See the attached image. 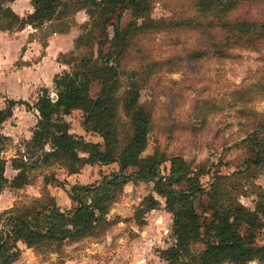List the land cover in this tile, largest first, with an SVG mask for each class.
I'll return each instance as SVG.
<instances>
[{"label":"rangeland","instance_id":"obj_1","mask_svg":"<svg viewBox=\"0 0 264 264\" xmlns=\"http://www.w3.org/2000/svg\"><path fill=\"white\" fill-rule=\"evenodd\" d=\"M198 2L155 1L152 21L164 20L167 25L133 35L121 60V71L125 75L119 96L127 90L128 77L137 74L141 84L140 103L152 115L149 143L142 158L183 157L190 167V175L200 176L204 189L200 196L202 203L197 206L200 214L207 208L213 184H218L217 187L227 190L234 198L239 196V202L254 211L262 202L264 167L256 164L259 149L248 146L246 141L264 124V37L241 39L232 30L228 33L223 24L227 18L264 23V1L239 0L237 9L217 8L213 12L200 11ZM27 12L20 15L27 18ZM89 20L85 12L67 19L70 31L65 35L69 37L63 38L67 47L84 32L81 26ZM182 22L188 25H174ZM130 23L131 12H126L121 26L126 29ZM64 28L67 27L62 26ZM59 30L57 35H64ZM23 31L26 34L22 35ZM23 31L16 29L10 32L13 39L5 36L0 40V109H5L10 100L19 102L13 118L0 127V154L7 160L10 182L15 173L12 160L24 151L25 139L37 124L35 105L45 89L51 97L57 96L59 89L54 79L62 74L52 69L54 61L44 73L35 71L45 55L41 44L55 36L54 30L26 27ZM112 37L111 26L109 38L100 40V47L92 51L97 60L102 61L111 53ZM31 43L36 46L29 47ZM100 89L95 85L91 97L97 98ZM118 116L122 134L129 124L123 106ZM84 120L83 112L61 116L60 132L67 131L87 143L97 144L98 134L87 133L83 129ZM82 153L83 157L90 156L88 152ZM110 166L90 168L89 165L78 174L85 176L82 182L87 183L86 186L100 184L105 176L119 174L116 167ZM170 167V162L161 164L164 178L170 175ZM132 172L119 174L124 186L119 188L117 199L107 205L108 214L94 225L89 237L78 242L66 240L61 245L43 243L36 250L41 256L36 264H167L163 253L175 244L172 237L175 215L162 213L161 207L157 215H151L150 196L158 198L161 206L166 205V201L155 193L153 183L137 182ZM29 177V186L23 189L9 186L3 192L0 197L3 207L13 204L17 211L25 212V207H32L35 199H42L48 205L55 201L62 212L77 207L75 203L68 210V203L64 205L68 197L60 192L69 191L71 184L78 183L68 165L59 162L42 166L31 170ZM49 186L59 188L55 189L59 197H52L54 192ZM74 244L79 245L74 248ZM258 245H264V230L258 235Z\"/></svg>","mask_w":264,"mask_h":264},{"label":"trees","instance_id":"obj_2","mask_svg":"<svg viewBox=\"0 0 264 264\" xmlns=\"http://www.w3.org/2000/svg\"><path fill=\"white\" fill-rule=\"evenodd\" d=\"M15 1L0 0V32L31 26L38 30L47 27L46 30L53 29L54 33L60 29L65 35L70 31L67 19L85 12L90 20L81 26L84 32L75 40L74 49L59 56L58 62L69 71L54 79L59 89L57 100L54 101L45 89L35 105L38 122L31 140L25 141L24 151L12 160V167L18 173L11 182L6 176L7 160L0 154V194L9 186L13 189L29 186L30 171L42 166L60 162L70 167L71 174H78L87 165L116 163L119 174L133 171L137 182L153 183L155 193L166 201V211L175 215L172 230L175 244L163 253L167 264H248L255 261L264 264V245H258V235L264 230V191L260 195L262 202L251 211L239 202V196L234 198L230 192L213 184L207 208L200 214L197 206L202 203L200 196L204 189L200 176L190 175V167L183 157L142 158L149 143L152 115L140 103L141 84L137 74L128 77L127 90L119 96L125 75L121 71V60L135 33L166 27L164 20L152 21L156 0H31L34 13L27 18L20 17L9 7ZM239 5V0L198 2L199 10L205 12L217 8L237 9ZM126 12H131L132 23L124 29L121 20ZM141 21L151 23L139 24ZM185 24L188 25L187 22L174 25ZM62 26L67 28L62 29ZM111 26V53L99 61L92 51L100 47V40L109 38ZM223 26L228 33L234 31L241 39L264 37V23L227 18ZM42 46L46 49L47 42ZM95 85L101 89L94 99L91 91ZM18 106L19 102L10 100L5 109H0V127L13 118ZM122 106L129 124L121 134L118 113ZM76 110L84 114L83 129L98 134L103 145L87 143L67 131L60 132L61 116H70ZM255 131L246 143L259 149L255 155L256 164L264 167V124ZM83 151L90 156L83 157ZM166 162L171 165L167 179L161 172V164ZM119 174L105 176L103 182L96 185H74L69 195L77 207L68 212H62L55 201L48 205L36 199L32 207H25V212L14 207L0 214V224H5L7 234L5 243L1 244L5 240L4 233L0 239V264H14L21 258L17 246L21 241L38 251L43 243L61 245L66 240L78 242L89 237L94 225L108 214L107 205L117 199L119 188L124 186ZM150 197L149 212L161 207L154 196Z\"/></svg>","mask_w":264,"mask_h":264},{"label":"crops","instance_id":"obj_3","mask_svg":"<svg viewBox=\"0 0 264 264\" xmlns=\"http://www.w3.org/2000/svg\"><path fill=\"white\" fill-rule=\"evenodd\" d=\"M9 7L17 14V15H19L20 17H22L21 15H20V12H24V11H28L27 13H28V15H30V14H33L34 13V8L32 7V5H31V0H17V1H15L14 3H11V4H9ZM22 14V13H21ZM23 18V17H22ZM82 25V24H81ZM30 29H33L34 30V28L33 27H31V26H28ZM47 27H45L44 29H46ZM23 30H25V29H22V31ZM35 30H38V29H35ZM22 35L23 34H26V32L25 31H23L22 33H21ZM20 34V35H21ZM5 36H7L8 38H10V39H13V36H10V32H8V33H3V32H0V40H1V38L2 37H5ZM60 37H62V38H60ZM68 38L69 37V35H57V33H55V36H53L49 41H47V48L46 49H44L43 48V46L41 47V50H43L44 49V56H42V61H41V64L40 65H38V67H39V69L38 70H35L36 71V73H44L45 71H46V69H48L49 67H50V63H51V65H52V63H53V61H54V66L52 67V69H54V71H55V73H56V71H57V73H60V72H65V71H67L69 68L67 67V66H64L63 64H61V63H59L58 62V59H59V56L61 55V54H66V53H69V52H71L73 49H74V42H75V40L78 38H75V40H73L72 39V41H71V44H70V46H66L65 45V42H64V39L63 38ZM24 39V38H23ZM38 44V43H37ZM43 44V43H42ZM41 44V45H42ZM29 47H34V46H36V44H30V45H28ZM67 47V48H66ZM29 52H32L31 51V49L29 50ZM54 53V54H53ZM41 55V54H40ZM52 55V56H51ZM52 58H54V60L52 59ZM57 69V70H56ZM35 81H37V79L35 80ZM49 82V81H48ZM48 82H47V84L46 85H48ZM42 82H41V80H40V84H41ZM36 85V84H35ZM37 112V111H36ZM74 112H80V113H82L81 111H79V110H76V111H74ZM73 112V113H74ZM38 113V112H37ZM72 113V114H73ZM66 118V117H65ZM37 122H38V120H37ZM7 123V122H6ZM5 123V124H6ZM4 124V125H5ZM4 125H2V126H4ZM36 126V125H35ZM34 126V127H35ZM30 134V136H28L26 139H25V141H29V140H31V138H32V135H33V132L32 133H29ZM99 136V135H98ZM7 137V136H6ZM99 138H100V140L97 142V144H101V145H103L104 144V141H103V139L99 136ZM110 166V165H109ZM112 166H114V167H116L117 168V171H119V165L118 164H116V163H114V164H112L110 167H112ZM87 167H89V165H87L86 167H84L83 169H85V168H87ZM92 166H90V168H91ZM14 170V169H13ZM83 171V170H82ZM14 174H12L13 175V178L17 175V172L14 170ZM84 172H85V170H84ZM6 176H7V172H6ZM75 176H76V178H78V183L80 184V185H82V186H86V185H88L87 183H85V182H82V180L83 179H85V176L83 175V174H75ZM77 183V184H78ZM137 184H139V183H137ZM74 185H76V184H71V187L72 186H74ZM30 187H32V186H30ZM33 188V187H32ZM49 189L52 191V192H54L53 193V195H52V197L54 198V197H59V196H57L58 194H56L55 193V189L56 190H58L59 188H54V187H52V186H49ZM66 191H68L67 189L66 190H62V191H60V192H62V194H63V192H65V195L68 197V202H66V203H64V205H66L67 203V205H66V208L68 207V210H70V209H72V207H73V204H75L73 201H72V199H71V197H70V195H69V193H70V190L68 191V192H66ZM5 192V191H4ZM60 194V193H59ZM61 195V194H60ZM154 196V195H153ZM0 197L2 198L3 197V193L2 194H0ZM39 197L41 198L42 196L41 195H39ZM155 197V196H154ZM0 198V199H1ZM62 198H63V195H62ZM158 201H159V199L158 198H156ZM2 200V199H1ZM0 200V201H1ZM36 200V199H35ZM15 206H13V204H11V205H9V206H6V207H3V204H2V202L0 203V214H2V213H4V212H7V211H9V210H11V209H13ZM161 208H162V210H160V211H162V213H164V214H167V215H172L171 213H169V212H167L166 210H165V205L164 206H161ZM158 210V209H157ZM157 210H153V211H151L150 213H151V215H157V213H158V211ZM165 217V216H164ZM152 220V219H151ZM166 231H171V229L170 230H166ZM2 233H4V235H5V240H4V242H2L1 244H3V243H5L6 242V240H7V234H6V228H5V224L4 223H2V224H0V239H1V235H2ZM85 241V240H84ZM83 241V242H84ZM83 242H81V243H83ZM80 243V244H81ZM1 244H0V246H1ZM77 244H74V248H77L78 247V245L76 246ZM17 246L20 248V250H21V258L17 261V262H15L16 264H22V263H27V264H36L37 263V261H38V258L39 257H41L39 254L40 253H38L34 248H31L28 244H26V243H24L23 241H21V242H18L17 243ZM24 261V262H23ZM14 263V264H15Z\"/></svg>","mask_w":264,"mask_h":264},{"label":"built area","instance_id":"obj_4","mask_svg":"<svg viewBox=\"0 0 264 264\" xmlns=\"http://www.w3.org/2000/svg\"><path fill=\"white\" fill-rule=\"evenodd\" d=\"M52 98H53V100H54V99H57V96H53Z\"/></svg>","mask_w":264,"mask_h":264},{"label":"water","instance_id":"obj_5","mask_svg":"<svg viewBox=\"0 0 264 264\" xmlns=\"http://www.w3.org/2000/svg\"><path fill=\"white\" fill-rule=\"evenodd\" d=\"M57 99H54V101H56Z\"/></svg>","mask_w":264,"mask_h":264}]
</instances>
